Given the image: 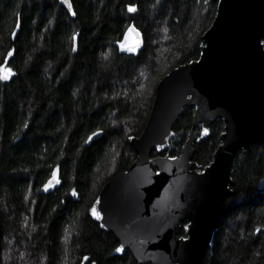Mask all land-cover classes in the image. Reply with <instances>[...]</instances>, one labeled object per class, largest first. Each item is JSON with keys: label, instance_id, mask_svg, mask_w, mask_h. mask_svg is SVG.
I'll use <instances>...</instances> for the list:
<instances>
[{"label": "trees", "instance_id": "1", "mask_svg": "<svg viewBox=\"0 0 264 264\" xmlns=\"http://www.w3.org/2000/svg\"><path fill=\"white\" fill-rule=\"evenodd\" d=\"M71 3L73 16L58 0H0V264H137L129 252L111 256L118 242L88 211L135 160L128 138L141 135L157 84L198 60L217 8L212 0ZM131 24L143 46L124 52ZM193 113L184 109L159 155L181 154ZM223 131L217 120L193 144L198 172ZM230 177L201 264H264V144L239 152ZM50 179L58 185L46 194Z\"/></svg>", "mask_w": 264, "mask_h": 264}, {"label": "water", "instance_id": "2", "mask_svg": "<svg viewBox=\"0 0 264 264\" xmlns=\"http://www.w3.org/2000/svg\"><path fill=\"white\" fill-rule=\"evenodd\" d=\"M212 1L216 13L202 36L198 60L178 66L157 84L141 135L128 138L135 160L103 186L89 208L90 219L118 242L121 250L111 256L129 252L137 264H201L232 194L235 156L264 144V0ZM58 2L73 16L71 0ZM142 46V33L131 24L120 49L136 52ZM185 108L194 113L181 154L159 155ZM217 120L224 123L220 145L210 165L198 172L193 144L208 137ZM93 134L88 145L101 136ZM153 151L158 155L152 157ZM57 185L50 179L42 190L51 193ZM181 222H186L184 236Z\"/></svg>", "mask_w": 264, "mask_h": 264}, {"label": "snow or ice", "instance_id": "3", "mask_svg": "<svg viewBox=\"0 0 264 264\" xmlns=\"http://www.w3.org/2000/svg\"><path fill=\"white\" fill-rule=\"evenodd\" d=\"M67 2H68V0H65V3H67ZM68 7L71 8V4H70V3L68 4ZM133 10H134V9H133L132 7L129 8V11H133ZM8 55L11 56V55H12V52L9 51ZM9 71H10V70H9ZM205 131H206V130H205ZM93 135H95V134H93ZM90 138H91V137H90ZM74 194H75V193H74ZM92 214H93L94 216H97V218L99 217V213L96 212L95 207H93V209H92ZM120 250H121L120 248H117V249H116V251H120Z\"/></svg>", "mask_w": 264, "mask_h": 264}, {"label": "rangeland", "instance_id": "4", "mask_svg": "<svg viewBox=\"0 0 264 264\" xmlns=\"http://www.w3.org/2000/svg\"><path fill=\"white\" fill-rule=\"evenodd\" d=\"M202 172V171H201Z\"/></svg>", "mask_w": 264, "mask_h": 264}]
</instances>
